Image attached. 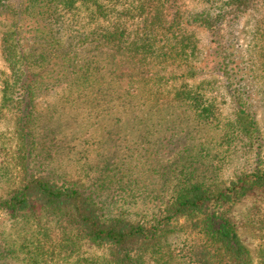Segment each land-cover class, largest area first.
Returning <instances> with one entry per match:
<instances>
[{
  "label": "rangeland",
  "instance_id": "rangeland-1",
  "mask_svg": "<svg viewBox=\"0 0 264 264\" xmlns=\"http://www.w3.org/2000/svg\"><path fill=\"white\" fill-rule=\"evenodd\" d=\"M225 1L178 0V9L182 18L203 9L217 13L228 10ZM252 1L233 22L229 16L224 23L225 27L228 23L235 52L232 66L237 79L231 78L232 84L217 73V58L210 53L212 33L195 24L185 26L197 43L194 54L186 57L162 52L135 64L120 56L115 72L99 62L94 69L87 65L88 79L82 75L85 62H79L73 68L77 73L48 86L35 99L33 134L38 146L29 169L55 179H75L85 186L94 184L101 188L113 215L137 221L150 218L189 183L223 187L241 171L256 164L264 167V0ZM167 12L171 20V9ZM62 20L64 39L102 23L91 20L81 6L63 11ZM8 23L10 18L0 15V90L10 76L2 46ZM158 33L162 39V32ZM143 69L149 71L150 79L138 82ZM158 74L166 78L161 84L156 82ZM238 84L243 94L235 90ZM188 88L202 92L214 104L208 119L197 118L187 102L174 99L176 92ZM125 90H133V96L127 97ZM240 97L247 100L256 121L251 142L235 126ZM16 119L13 111L0 110V199L23 179ZM221 209L248 247L253 264H261L264 187ZM26 222L0 212V239L6 238L10 247L18 249L23 238L32 237L34 226ZM204 240L188 231L172 234L167 242L174 251L183 252ZM174 260L167 264H175ZM29 262L11 259L0 264ZM147 264L157 263L148 256Z\"/></svg>",
  "mask_w": 264,
  "mask_h": 264
},
{
  "label": "trees",
  "instance_id": "trees-1",
  "mask_svg": "<svg viewBox=\"0 0 264 264\" xmlns=\"http://www.w3.org/2000/svg\"><path fill=\"white\" fill-rule=\"evenodd\" d=\"M252 2L227 0V11L203 9L182 18L178 0H0V15L10 18L2 38L10 76L0 90V110L17 115L23 175L21 183L0 199V212L25 218L34 226L32 237L23 238L18 249L10 247L6 238L0 239V263L18 259L29 260V264H147L149 256L157 264H167L173 258L175 264H253L248 247L221 208L256 187H264L261 164L239 172L223 187L212 188L199 181L182 186L150 218L137 221L113 215L101 188L94 184L85 186L75 179H55L29 169L38 146L33 134L35 99L48 86L76 72L73 68L79 62H85L82 75L88 79L87 65L94 69L100 67L99 62L115 72L120 56L135 64L162 52L186 57L194 54L197 43L185 26L195 24L212 33L210 53L217 58V73L232 84L235 52L229 42L228 23L226 27L224 23L229 16L233 22L238 11ZM79 6L88 10L91 20L102 23L64 39L63 11ZM167 8L172 11L171 20ZM140 73L138 82L150 79L149 71ZM165 80L158 74L157 83ZM237 88L244 93L241 85ZM125 92L127 97L133 96V90ZM174 99L187 102L199 119H208L213 113L214 104L196 89L178 91ZM237 100L235 126L251 142L256 133L254 114L247 100ZM188 231L205 240L183 252L174 251L167 242L169 237ZM85 245L93 251L85 250ZM258 253L264 264V239Z\"/></svg>",
  "mask_w": 264,
  "mask_h": 264
}]
</instances>
